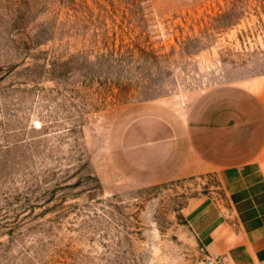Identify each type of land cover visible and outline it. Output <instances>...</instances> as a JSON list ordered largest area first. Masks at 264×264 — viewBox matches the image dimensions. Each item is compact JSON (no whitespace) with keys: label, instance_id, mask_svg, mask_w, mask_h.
<instances>
[{"label":"rangeland","instance_id":"rangeland-1","mask_svg":"<svg viewBox=\"0 0 264 264\" xmlns=\"http://www.w3.org/2000/svg\"><path fill=\"white\" fill-rule=\"evenodd\" d=\"M224 84L264 88V0H0V264H206L217 173L146 174L127 130Z\"/></svg>","mask_w":264,"mask_h":264},{"label":"crops","instance_id":"crops-1","mask_svg":"<svg viewBox=\"0 0 264 264\" xmlns=\"http://www.w3.org/2000/svg\"><path fill=\"white\" fill-rule=\"evenodd\" d=\"M127 132L139 142L133 164L146 174L217 173L223 194L206 196L189 213L207 255L222 264H264V88L215 86L185 118L142 115Z\"/></svg>","mask_w":264,"mask_h":264},{"label":"built area","instance_id":"built-area-1","mask_svg":"<svg viewBox=\"0 0 264 264\" xmlns=\"http://www.w3.org/2000/svg\"><path fill=\"white\" fill-rule=\"evenodd\" d=\"M206 264H222V263L218 258L208 256V258L206 259Z\"/></svg>","mask_w":264,"mask_h":264},{"label":"trees","instance_id":"trees-1","mask_svg":"<svg viewBox=\"0 0 264 264\" xmlns=\"http://www.w3.org/2000/svg\"><path fill=\"white\" fill-rule=\"evenodd\" d=\"M131 1H132V2H134V1L136 2L137 0H131Z\"/></svg>","mask_w":264,"mask_h":264}]
</instances>
